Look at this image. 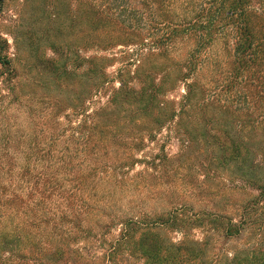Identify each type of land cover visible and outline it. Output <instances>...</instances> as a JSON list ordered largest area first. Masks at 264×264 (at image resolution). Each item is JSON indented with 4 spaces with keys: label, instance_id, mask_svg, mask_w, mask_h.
<instances>
[{
    "label": "trees",
    "instance_id": "1",
    "mask_svg": "<svg viewBox=\"0 0 264 264\" xmlns=\"http://www.w3.org/2000/svg\"><path fill=\"white\" fill-rule=\"evenodd\" d=\"M13 1L0 0V12ZM21 9L12 11L11 17H23ZM71 17L74 56L63 61L57 43L52 47L54 57L41 58L38 49L36 60L52 75L47 89L54 84L72 95L46 105L63 130L45 136L35 129L22 133L0 127L1 264H15L20 257L23 261L16 264H63L70 247L82 242L84 246L71 253L82 264H264V184L253 181L261 166L255 158L264 155V141L254 143L258 132L264 133V0H87ZM217 42L219 54L213 52ZM187 45L191 47L184 60L176 59L174 54ZM10 47L0 33V77L18 75ZM119 47L140 61L133 76L119 75L120 87L108 101L118 116L111 125L119 123L123 110L128 114L121 113L120 122L128 119L135 128L141 126L135 114L152 116L156 131L178 118L173 128L184 136V150L197 145L199 154L211 152V164L217 160L219 166L238 167L241 179L262 191L237 216L180 210L177 189L165 195L166 167L158 159L138 160L126 152L118 165H86L74 162L82 156L68 146L59 150L63 137L79 135L65 128L73 115L98 121L105 110L93 115L88 110L112 82L106 69L115 59L98 54ZM83 51L95 55L82 56ZM209 65L220 71L214 82L203 74ZM135 81L141 84L139 89L133 86ZM179 85L186 91L178 110L165 96ZM67 110L74 114L64 116ZM141 127L139 133L146 125ZM204 143L212 150L207 146L202 153ZM145 146L141 142L138 148ZM192 161L203 160L195 156ZM137 163L146 168L132 176ZM208 170L199 177H209L210 166ZM127 187L145 191L152 202L147 211H152L134 208L129 200L124 203L120 195ZM8 221L13 225L11 236ZM162 228L170 235L182 234L181 241L164 236ZM193 231H200L203 238L191 239ZM233 240L241 241L242 248L232 252ZM31 243H37L36 255L25 253Z\"/></svg>",
    "mask_w": 264,
    "mask_h": 264
},
{
    "label": "rangeland",
    "instance_id": "2",
    "mask_svg": "<svg viewBox=\"0 0 264 264\" xmlns=\"http://www.w3.org/2000/svg\"><path fill=\"white\" fill-rule=\"evenodd\" d=\"M85 1L87 0H27L25 7H22V4L26 0H15L11 3L9 2L3 12H0V33L10 43L9 55L15 60L14 68L18 74L16 78L10 77L9 74L0 77V127H7L12 132L21 131L22 133H30L35 129L41 131L40 133L45 136L48 132L54 133L58 131L60 133L63 130L64 126L60 127L55 124V119L50 115L51 109L47 106L56 99H67V97H72V95L70 93L67 94L65 90L61 92V89L54 84L47 89L46 83L48 79L52 78V75L50 71L45 72L37 65V50L40 49L39 57L41 58L44 56L54 57L55 54L52 47L59 43L62 47L61 58L63 61L70 60L74 56L73 52L77 48L73 46L75 35L70 28L71 15L74 8L84 7ZM18 9H21L22 13H24L23 17L14 19L11 17V12ZM55 14L58 16V19H55ZM59 28L63 29L62 33H60L61 30ZM215 44L216 47L214 48L216 50L213 52L219 54V43ZM190 47L187 45L183 47L180 53L176 52L174 54L176 59L184 60L185 54L190 51ZM81 55L92 56L95 55V52L91 51L87 53L83 51ZM98 55L108 59L114 57L115 62L108 65L106 69L112 82L105 87L100 98H95L97 99L95 102L86 106H88L90 115H93L102 107L105 110L100 113L98 121H93L92 118L89 121H85V117L73 115L74 111L67 110L64 116H73L69 119L68 125L65 126L66 131H78L79 135H74L75 138L71 137L69 139L66 136L63 137L58 145L59 150L65 151V148L68 146L72 152H77L78 155L82 156L74 162L86 165L108 162L109 164L118 165L120 163V156H126V152H129L131 156L133 154L134 159L138 160L150 158V161L153 162L154 159H158L166 167L164 169L165 176H163L162 181H166L167 186L164 187L169 190L165 192V195L170 196L171 192L177 189L176 193L178 197L176 199L179 198V202L181 203L179 208L187 213L215 211L223 214L229 213L230 216H237L242 207L255 201V198L259 197V195H262L261 190L254 189L246 183V180L241 179L242 170L238 167L226 168L222 165L219 166L217 160L213 161L215 165L211 164V152L207 151L206 154L201 155L197 151V145H193L191 149L184 150V144H182L184 136L182 134L177 135L173 128L178 118L170 124L167 123V126L161 131H156L157 122L152 116L142 114L139 116L133 112L141 126L146 125V128L139 133L138 130L142 129L141 126L135 128V124H132L128 119L120 122V116L122 117L124 113L128 114L126 110H123L120 112L118 118L120 124L117 123L112 126L113 119L118 116L115 107L109 104L108 101L112 99L114 90L120 87V82L118 81L120 73H124L125 75L130 72L131 76H133L136 68L139 67L140 58L131 54V51L121 47L114 51L101 52ZM147 63L151 64V62ZM207 68L210 69L204 70L203 74L210 81L214 82L218 78L220 71L214 65H209ZM200 75H202V72L199 73L196 79H199ZM132 84L138 89L141 86L136 81L132 82ZM74 88L76 90V87ZM84 88L83 84L79 87L81 91ZM185 91L184 87L179 85L175 90L169 91L165 99L174 101L176 108L179 110L185 96ZM122 109L124 108L122 107ZM5 110H8L7 113H4ZM2 119L5 121L2 122ZM110 127L116 131L110 132ZM121 127L124 129L123 135L119 134ZM43 130L44 132H42ZM245 132L246 135L249 133V131ZM69 135L73 134L69 133ZM258 135L254 137V143L264 141V133L261 134L259 131ZM122 139L124 140L120 141ZM141 142L146 146L142 150H139L138 147ZM207 146L209 145L206 143L200 146L202 153L203 149ZM209 147L212 150V146ZM195 156H199L203 161L201 163H193L194 161L192 160ZM255 161L261 166L256 169L258 172L254 173L253 178L256 179H253V181H260L259 183L264 184V155L256 157ZM209 166L211 167L210 176L199 177V174L208 175ZM145 168L144 163H137L131 168V175L133 176ZM110 171L113 172L112 170ZM211 175L213 176L211 177ZM193 176L198 177L200 181ZM94 191L99 192V195L103 194V191L100 189H94ZM122 193L120 197H123L124 203L129 200L134 208L139 207V210L147 213L152 211L151 209L147 211L152 202H150V197L141 188L138 191H134L130 190V187H127ZM102 209L103 207L100 208V210ZM99 213L96 212V219L99 218ZM6 225L8 229H12L7 230L8 234L10 236L13 235L12 232H9L13 231L11 221H8ZM161 230L164 236L171 238L175 243H179L183 237L180 233L172 232L170 235L166 229L162 228ZM118 232L115 229V233L117 234ZM192 233L191 239L198 241L203 238V234L200 231H193ZM66 244H64V248L67 247ZM84 244L82 242L72 245L68 252L69 254L65 256L66 260H64L63 264H82L80 260L75 261L71 253L78 250V248L81 249ZM44 245L48 246V243L46 242ZM26 248L25 253L28 255H34L35 253L36 255L37 243L28 244ZM237 248H242L241 241L233 240L229 242V249L232 252ZM16 261H20L21 263L23 260L20 257V259L13 260L15 264Z\"/></svg>",
    "mask_w": 264,
    "mask_h": 264
}]
</instances>
